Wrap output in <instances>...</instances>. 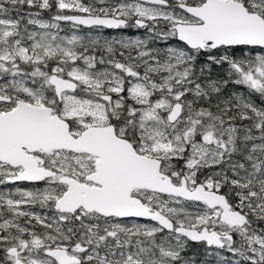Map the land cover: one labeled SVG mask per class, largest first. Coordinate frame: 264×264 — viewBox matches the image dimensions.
I'll use <instances>...</instances> for the list:
<instances>
[{
	"label": "snow or ice",
	"instance_id": "1",
	"mask_svg": "<svg viewBox=\"0 0 264 264\" xmlns=\"http://www.w3.org/2000/svg\"><path fill=\"white\" fill-rule=\"evenodd\" d=\"M0 264H264V0H0Z\"/></svg>",
	"mask_w": 264,
	"mask_h": 264
},
{
	"label": "trees",
	"instance_id": "2",
	"mask_svg": "<svg viewBox=\"0 0 264 264\" xmlns=\"http://www.w3.org/2000/svg\"><path fill=\"white\" fill-rule=\"evenodd\" d=\"M202 249H203L202 245H192V250L197 252L198 255L201 257H202Z\"/></svg>",
	"mask_w": 264,
	"mask_h": 264
},
{
	"label": "flooded vegetation",
	"instance_id": "3",
	"mask_svg": "<svg viewBox=\"0 0 264 264\" xmlns=\"http://www.w3.org/2000/svg\"><path fill=\"white\" fill-rule=\"evenodd\" d=\"M105 34L110 35V34H114V33H112L111 30H105ZM129 34L131 35V34H134V33H132L131 30H129Z\"/></svg>",
	"mask_w": 264,
	"mask_h": 264
},
{
	"label": "rangeland",
	"instance_id": "4",
	"mask_svg": "<svg viewBox=\"0 0 264 264\" xmlns=\"http://www.w3.org/2000/svg\"><path fill=\"white\" fill-rule=\"evenodd\" d=\"M105 35H107V34H105Z\"/></svg>",
	"mask_w": 264,
	"mask_h": 264
}]
</instances>
